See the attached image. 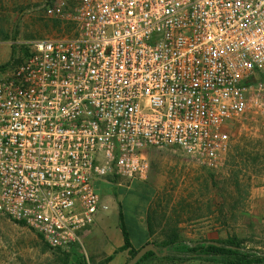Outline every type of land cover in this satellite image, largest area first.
<instances>
[{"label":"built area","instance_id":"obj_1","mask_svg":"<svg viewBox=\"0 0 264 264\" xmlns=\"http://www.w3.org/2000/svg\"><path fill=\"white\" fill-rule=\"evenodd\" d=\"M63 35L0 66V216L53 249L82 246L113 176L145 150L224 164L264 91V0H43Z\"/></svg>","mask_w":264,"mask_h":264},{"label":"rangeland","instance_id":"obj_2","mask_svg":"<svg viewBox=\"0 0 264 264\" xmlns=\"http://www.w3.org/2000/svg\"><path fill=\"white\" fill-rule=\"evenodd\" d=\"M42 3L0 0V66L22 60L29 42L66 33L44 15ZM144 154L147 176L132 181L106 177L98 189L101 200L112 195L124 218L134 209V220L145 206L158 237L175 233L196 241L235 236L264 250V91L230 126L222 166L207 168L177 149L151 148ZM115 206L113 202L103 226L114 227L119 220ZM131 232L135 238L142 236L141 226ZM88 254L83 239L82 246L53 249L27 226L0 216V264H65V257L66 264H96Z\"/></svg>","mask_w":264,"mask_h":264},{"label":"trees","instance_id":"obj_3","mask_svg":"<svg viewBox=\"0 0 264 264\" xmlns=\"http://www.w3.org/2000/svg\"><path fill=\"white\" fill-rule=\"evenodd\" d=\"M27 52L28 51H26V54ZM18 62L19 61L16 63ZM7 65L8 64H3L1 66L4 67ZM103 185L105 184L98 181L96 183L97 190L100 187H104ZM141 198L143 201L146 200L143 195H141ZM121 207L120 204L119 223L124 243L119 249L128 250L130 256H133L138 249H135L131 243ZM144 207L145 206L142 207V210L145 209ZM144 211H146V209ZM17 223L25 226L22 222ZM210 241L214 243H210ZM153 244L158 248L159 254L149 251L143 255L136 264H144L146 261L152 259H159L166 262H183L198 259L214 264H264V250L247 246L241 239L235 236H228L225 239H202L194 241L180 238L174 233L160 244L154 242ZM164 248H166L165 251ZM64 259V263L66 264L69 259L68 257ZM109 259L110 257L106 258L104 262Z\"/></svg>","mask_w":264,"mask_h":264},{"label":"crops","instance_id":"obj_4","mask_svg":"<svg viewBox=\"0 0 264 264\" xmlns=\"http://www.w3.org/2000/svg\"><path fill=\"white\" fill-rule=\"evenodd\" d=\"M115 202L117 208L116 199L112 197V195H107L102 198V204L105 206L97 215L96 223L93 227H90L84 230L81 233V238L85 241L87 252L89 253V257L96 264L104 263V264H126L131 258L128 250H120L119 248L123 245L124 239L123 234L120 228V223L118 221L113 226L104 225L108 221V211L111 210L112 203ZM133 208V207H132ZM117 215L119 216V209L117 208ZM115 210V211H116ZM145 210V209H144ZM141 210L139 215L136 216L135 220L132 215H134V209H131V215H125V224L126 229L130 235L131 243L135 249L141 248L143 245L149 242H154L160 244L164 240H166L170 234H163L162 237H158L156 235V231L153 230L150 220L147 217V211ZM130 217V218H129ZM129 218V220H128ZM119 224V225H118ZM135 225L142 229V236L139 238H135L132 235L131 229L135 227ZM139 225V226H138ZM181 238V237H180ZM248 246V245H247ZM110 259L105 261L106 258ZM144 264H214L211 262H207L204 260H188L183 262H166L159 259H152L146 261Z\"/></svg>","mask_w":264,"mask_h":264},{"label":"water","instance_id":"obj_5","mask_svg":"<svg viewBox=\"0 0 264 264\" xmlns=\"http://www.w3.org/2000/svg\"><path fill=\"white\" fill-rule=\"evenodd\" d=\"M210 243H214L213 241H210ZM166 250V248H164V251ZM152 251L156 254H159L158 248L152 243H146L145 245H143L141 248H139L135 254L133 256H131V258L129 259V261L126 264H136L139 259L145 255L147 252Z\"/></svg>","mask_w":264,"mask_h":264}]
</instances>
